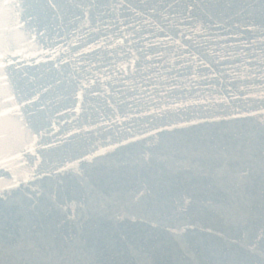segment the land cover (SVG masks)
<instances>
[{"label": "water", "instance_id": "obj_1", "mask_svg": "<svg viewBox=\"0 0 264 264\" xmlns=\"http://www.w3.org/2000/svg\"><path fill=\"white\" fill-rule=\"evenodd\" d=\"M0 264H264V0H0Z\"/></svg>", "mask_w": 264, "mask_h": 264}]
</instances>
